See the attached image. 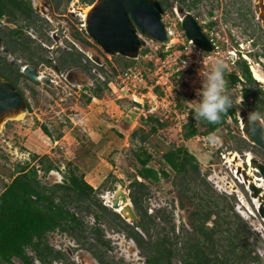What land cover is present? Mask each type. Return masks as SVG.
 <instances>
[{"label":"rangeland","instance_id":"rangeland-1","mask_svg":"<svg viewBox=\"0 0 264 264\" xmlns=\"http://www.w3.org/2000/svg\"><path fill=\"white\" fill-rule=\"evenodd\" d=\"M31 1L33 7L42 12L40 14L44 15L45 13L50 16L51 21L48 19L50 26L41 22L44 27L39 28V31L36 26L32 28L24 26L23 36H29L44 48V58L57 61L58 52L49 48L52 49L55 46L56 49V45L63 48L69 47L66 36H69L75 28L85 23L80 13L85 7L94 5L98 0L93 4H87L84 0L65 2L61 9L64 14L59 10H51L49 7L50 4L52 5L50 0ZM43 6L50 9L45 10ZM181 8L184 9L182 12L180 11ZM186 11H188L187 8L181 7L180 3L173 2V9H168L163 13L164 23L180 35V38L178 35L174 37L176 39L174 41L177 43L173 48L177 50H184L182 43L184 36L181 34L180 18H183ZM192 12L198 15L197 18L204 32L213 36L220 48L226 51L240 48L249 57V59L243 58L247 60L251 70L252 66H256L264 74V58L260 55L264 49V0H200ZM1 20L2 25L16 28L14 26L16 23H11L8 17H3ZM211 21L215 22L213 27L208 26ZM84 30L85 34L88 35L86 27ZM42 31L47 32L46 34L52 39L51 42L42 38L40 35ZM146 38L150 46L159 45L157 40L151 37ZM87 39L91 43L89 46L78 42V40L74 41L79 47L71 42L91 61L94 62L95 60V64L104 66L110 76L108 89L98 98L92 95L91 88L94 86L92 78L83 70L70 67L58 71L57 68L50 66L51 64L48 66L49 63L46 62L35 66L39 74L52 78V82H44L46 80L35 82L30 78H23L20 82V88L25 94L27 103L21 106L18 117L8 115L1 119L0 193L11 181L18 170V166L24 162L37 165L39 178L44 183L52 184L63 180L64 172L68 169L67 163L70 161L79 167V173L83 174L85 179L97 189V197L104 204H106L105 196L107 193L115 191L118 186H122L129 196V184L134 180V175H137L140 167L134 154L135 149L140 145V137L132 138V134L142 125V116L146 114V111L135 109L134 102L126 95V91H117L119 86L118 74L126 68H124V64L117 61L119 54L104 51L103 47L89 35ZM254 41L257 43L254 44ZM148 49L150 48L142 47L141 52L143 53V50L147 51ZM224 50H221V53L224 56L228 55ZM86 51H91L92 56ZM9 59L14 58L10 55ZM18 61L23 70L27 61L24 58H18ZM150 63L146 59H135L134 62L139 68L147 72L153 67V63ZM114 68L117 74H115ZM93 73L101 80H104L102 76L104 78L107 76L100 73L98 69H94ZM112 86H114V91ZM236 95L239 99L242 96L240 92H237ZM90 96L91 99L88 100ZM161 108L165 109L164 106L160 107L155 111L156 115L154 112L153 114L157 117L159 114L163 119L162 121H168V126L153 133L144 143V146L153 154V159L149 165L158 170L165 169L169 172L170 178L162 177L159 182L150 183V195L143 201L148 213L155 216L162 210L167 214L172 213L173 223L176 225L177 231H181L183 225L190 229L189 214L195 209V205L186 198L180 197L172 182L175 173L165 163L163 157V154L172 145H183L197 157L201 173L212 185L213 193L228 194L235 197L233 203L236 211L248 222L251 231L256 232L262 238L261 241L256 242V250L260 255H264L263 218L258 212L246 184L239 181L225 160L230 156L229 151H237L243 160L246 153L251 152L264 163V158L260 154L240 145V140L244 137L240 128L241 113L244 110H249L247 104L242 101L239 114L237 113L238 122L232 119L214 131L211 135V147H206L204 141L197 136L184 139L182 136L183 127L180 128L179 120L175 118L174 113H169L170 116L165 118ZM258 120L264 121L262 118ZM43 125L50 129L53 138L44 132ZM33 155L48 156L61 167L62 171L52 170L46 174L41 169L40 164L38 165V159H32ZM113 187L115 189L112 190ZM182 201L183 207L181 206ZM84 220L90 225L95 222L93 215L85 216ZM210 224H212V220ZM102 225L106 238L110 239L111 248L108 254L115 262L147 264L146 258L136 243L128 238L123 231L110 228L106 224ZM161 225L167 229L170 226L164 222ZM46 236L50 245L65 252L72 264H100L68 233L57 230L49 232ZM13 261L17 264L22 263L19 258H14ZM35 264L43 263L36 259ZM54 264L68 263L54 261Z\"/></svg>","mask_w":264,"mask_h":264},{"label":"trees","instance_id":"trees-1","mask_svg":"<svg viewBox=\"0 0 264 264\" xmlns=\"http://www.w3.org/2000/svg\"><path fill=\"white\" fill-rule=\"evenodd\" d=\"M50 1L54 10L61 11L64 3L70 0ZM84 1L93 4L96 0ZM160 1L164 12L173 9V2L180 3L181 7L192 12L200 0ZM194 15L198 17L197 14ZM3 17H8L17 27L13 29L0 25V79L11 82L27 103L20 82L28 77L23 73L18 58H24L27 63L36 67L49 62L44 58V48L29 36H23V28L36 26L39 30L44 27L43 24L50 26V23L37 15L31 0H0V21ZM214 25L215 22L211 21L208 26ZM46 33L42 31L40 35L51 42L52 39ZM72 36L86 46L91 44L87 39L88 35L78 28L74 29ZM66 41L70 49H57V61L61 69H83L94 82L92 95L100 98L108 89L110 76L103 65L95 64L72 42ZM3 47L7 53L2 50ZM10 55L14 57V65L11 64ZM260 55L264 58V49ZM117 61L124 64L125 68L132 66L135 59L118 55ZM94 69L106 74V78L101 75L104 79L101 80L93 73ZM114 71L117 74L115 68ZM225 78L234 100L242 98L250 114H256L258 119L264 120V85L255 79L243 56L226 72ZM237 92H241L240 99ZM90 99L91 96L88 97ZM177 100L180 108L190 105L183 93L178 94ZM240 106L241 103H236L227 114L222 115L217 124L196 121L190 108L191 115L183 125V138L191 139L200 134L213 133L226 125L229 117L238 122ZM167 126L168 121L144 114L142 125L132 134V138L140 137V145L134 152L140 167L129 184L128 197L140 214V229H136L116 210L104 204L97 197V189L79 173V167L72 162L67 163L68 169L64 172L63 180L52 184L44 183L39 178L37 165H30V162L20 164L11 181L0 193V264H17L13 261L14 258H19L21 264H35L36 259L43 264H54V261L72 264L65 252L55 249L47 240L46 235L57 230L68 233L100 264H121L108 254L111 248L110 239L106 238L102 224L123 231L132 239L146 258L147 264H264V255L256 250V242L262 238L251 231L248 222L236 211L233 203L235 197L213 193L212 185L201 173L197 157L183 145H172L163 157L175 173L172 182L180 197L195 205V209L189 214L190 229L183 225L182 230L177 231L172 213L167 214L164 210L159 211L156 216L148 213L143 201L150 195V183L159 182L162 177L170 178V174L163 168L158 170L149 165L153 154L144 143L153 133ZM42 129L53 138L46 125ZM240 145L264 158V151L244 137L240 140ZM32 159H38V165L40 164L46 174L52 170L62 171L48 156L33 155ZM181 206H184L183 201ZM87 215H93V225L85 222L84 217ZM163 222L170 225L169 229L161 225Z\"/></svg>","mask_w":264,"mask_h":264},{"label":"built area","instance_id":"built-area-1","mask_svg":"<svg viewBox=\"0 0 264 264\" xmlns=\"http://www.w3.org/2000/svg\"><path fill=\"white\" fill-rule=\"evenodd\" d=\"M182 19L181 17L180 23ZM82 26H84L83 23ZM167 28L172 32L174 37L178 35L180 38L176 30L172 29L170 26H167ZM181 34L184 36V41L182 42L184 50L173 48L177 43L176 41L167 44L158 41L159 45L150 46L145 37L147 44L144 48L149 47L150 49L143 53L140 51L138 57L135 59H146L148 62L153 63V67L147 72L134 64L121 71L117 78L119 79L117 91H126V95L134 102L133 106L135 109L146 111L147 115H154L155 111L164 106L165 109L161 108L164 111V117H169V113L173 112L175 118L179 120L180 128L188 121L191 113L190 106L185 105L182 108L178 106V94H185L188 104H190L192 100L198 99L197 90L202 87L199 72L203 67V61L209 56H220L225 59L228 64V70H230L240 59V56L245 57V53H243L240 48H234L228 51L220 48L217 40L211 35L209 38L214 47L213 50L206 51L197 46L192 39H189L183 29H181ZM220 49L222 51L224 50L228 55L224 56ZM50 80L52 81V78H50ZM112 89L114 91V86H112ZM158 117L163 120L159 114ZM232 119V117H229L227 123L232 121ZM213 133L201 134L197 135V137L204 141L206 147H211V135ZM230 153L232 152L229 151L228 154L230 155ZM223 157H225L224 154ZM225 160H227V158H225Z\"/></svg>","mask_w":264,"mask_h":264},{"label":"water","instance_id":"water-1","mask_svg":"<svg viewBox=\"0 0 264 264\" xmlns=\"http://www.w3.org/2000/svg\"><path fill=\"white\" fill-rule=\"evenodd\" d=\"M183 10V8L180 9L181 12ZM163 13L164 8L160 0H107L105 5L98 6L96 9L89 26L86 27V32L103 47L104 51L135 59L141 48L147 44L145 37H151L164 44L170 43L167 40L168 28L163 21ZM180 24L186 36L197 46L206 51L213 50L212 41L192 12L186 11ZM2 50L7 53L6 48L3 47ZM23 73L35 82L40 81L36 76L37 69L34 65H26ZM0 81L11 89L8 91L0 86V114L13 106L21 109V106L26 103L23 95L11 82L2 79ZM49 81L50 78L47 77L45 82ZM241 116L247 118L250 113L244 110ZM255 121L251 134L257 144H253L264 151V125L258 119ZM132 206L134 207L133 203ZM256 208L263 218L264 210L261 212L259 206ZM134 209L138 214V220L128 222L136 229H140V214L135 207Z\"/></svg>","mask_w":264,"mask_h":264},{"label":"bare ground","instance_id":"bare-ground-1","mask_svg":"<svg viewBox=\"0 0 264 264\" xmlns=\"http://www.w3.org/2000/svg\"><path fill=\"white\" fill-rule=\"evenodd\" d=\"M107 3V0H98L94 5L85 7V9L80 13L84 20V26L88 27L89 22L91 18L94 16L96 9L98 6L105 5ZM76 10V9H74ZM174 36L172 32L168 29V41L172 42L174 41ZM176 40V39H175ZM87 52V51H86ZM90 56H92V52H87ZM245 58L249 59L247 55H245ZM33 67L31 66V69ZM253 76L256 80L263 83L264 85V74H262L256 66H252ZM40 80H47V76H38L36 75ZM0 86H3L6 90L10 91L11 89L4 83L0 81ZM20 110V107L13 106L10 107L7 110L2 111L0 114V124L1 119L4 116L11 115L18 117L20 114L18 111ZM10 117V116H9ZM256 121H253L250 119V116L247 118L241 119V130L244 134V136L250 140L252 143L257 144L256 140L253 138L251 132L252 127L254 126ZM226 163H228V166H231V169L234 171L235 176L239 178V181L241 183L246 184L248 190L250 191L254 202L256 206H259V210L262 212L264 210V187H263V181H264V163L261 162L254 154L251 152L246 153V157L243 160L239 153L234 151L230 153V156L227 158ZM246 164V166H245ZM262 176V177H261ZM235 187V185H234ZM106 204L108 206H112L123 218H125L127 221H136L138 220V214L135 211L134 207L132 206V203L128 197V193L125 191V189L122 186H118L115 191L108 192L105 196ZM114 206V207H113ZM264 221V215L263 220Z\"/></svg>","mask_w":264,"mask_h":264},{"label":"clouds","instance_id":"clouds-1","mask_svg":"<svg viewBox=\"0 0 264 264\" xmlns=\"http://www.w3.org/2000/svg\"><path fill=\"white\" fill-rule=\"evenodd\" d=\"M227 71L228 64L223 57L209 56L203 61L199 72L202 87L197 90L198 99L192 100L189 105L196 121L217 124L222 115L227 114L236 103L242 104V100H234L233 94L228 90V81L225 78ZM250 119L255 121L258 116L250 114Z\"/></svg>","mask_w":264,"mask_h":264},{"label":"flooded vegetation","instance_id":"flooded-vegetation-1","mask_svg":"<svg viewBox=\"0 0 264 264\" xmlns=\"http://www.w3.org/2000/svg\"><path fill=\"white\" fill-rule=\"evenodd\" d=\"M42 7V6H41ZM44 8H45V10H48V9H50L51 8V10L53 9V7H52V5L50 4V8H48L47 6H43ZM34 9H36V8H34ZM35 12L37 13V15L38 16H40V17H42V18H45V19H51L50 18V16L49 15H47V14H45L44 12V15H46V16H44L43 14H40V13H42V12H40V10L39 9H36L35 10ZM63 13V12H62ZM64 14V13H63ZM48 20V21H49ZM2 21V20H1ZM51 21V20H50ZM12 23V22H11ZM0 25H2V23H0ZM14 26L15 27H17V25H15L14 24ZM33 27V26H32ZM32 27H30V28H32ZM78 29L80 30V31H83L84 29H85V27L84 26H79L78 27ZM39 31V30H38ZM84 32H85V30H84ZM41 34V33H40ZM67 38H66V40H68V41H72L74 44H76L77 46H78V44L74 41V40H76L73 36H72V33L69 35V36H66ZM73 39H72V38ZM41 41V40H40ZM78 42H80V43H82L81 41H78ZM84 44V43H83ZM85 45V44H84ZM58 47H61V46H58V45H56V49H55V46H53L52 47V49L51 48H49L50 50H55L56 52H57V49H58ZM79 47V46H78ZM61 48H63V47H61ZM3 49V48H2ZM64 49H70V45H69V47L68 46H65V48ZM14 58V57H13ZM47 61L49 62V64H51L50 66H52L53 68L55 67V68H57V70L58 71H60L61 70V67H60V65H59V63L57 62V61H53L51 58H47ZM11 64L12 65H14L15 64V61H14V59H12L11 60ZM26 65H33V64H31V63H27V64H25V66ZM78 69H81V68H78ZM81 70H83V69H81ZM85 72V71H84ZM37 74H38V76H44V75H42V74H39L38 73V71H37ZM44 77H46V76H44ZM47 78V77H46ZM40 81H42V80H40ZM45 82V81H44ZM49 82H52L51 80L49 81ZM74 85H76V84H74Z\"/></svg>","mask_w":264,"mask_h":264}]
</instances>
